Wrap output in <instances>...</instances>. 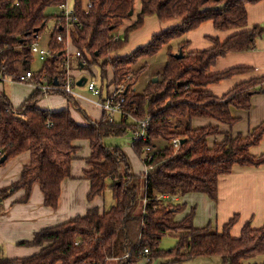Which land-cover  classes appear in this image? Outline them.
Segmentation results:
<instances>
[{"label":"trees","instance_id":"1","mask_svg":"<svg viewBox=\"0 0 264 264\" xmlns=\"http://www.w3.org/2000/svg\"><path fill=\"white\" fill-rule=\"evenodd\" d=\"M90 1L88 10L83 0L75 2L74 13L81 26L72 28L71 42L76 52L81 53L84 69L98 65L105 81L110 68L112 84L126 83L123 96L127 115L113 121L106 112L97 121L86 115L89 124L81 125L69 108L56 112L40 109L37 103L44 92L39 88L19 108L13 107L7 94L0 93V149L7 156L0 166L28 151L31 161L12 188L24 189L25 201L37 183L44 193L45 204L56 208L62 182L71 176L72 162L77 157L79 147L75 142L87 140L92 150L90 169L85 171L91 182L88 198L104 196L111 189L115 204L103 213L95 207L84 216L41 230L32 241L20 243L42 246L41 252L14 260L0 257V264H106L109 258L124 254L130 256L121 259L120 264H134L145 257L146 247L150 248L152 258L176 263L218 256L222 264H245L247 260L264 257V226L255 229L248 222L241 235L234 237L232 229L238 216L220 231L212 225L197 227L195 208L177 219L186 209V203L178 202V198L188 193H205L217 200L221 176L230 174L236 165H264V154L257 157L250 151L260 142L264 123L246 136L225 134L222 141L212 146L208 139L221 134L219 128L212 124L193 126L195 118L233 125L238 119L232 116L231 106L250 109L252 96L264 89V78L240 83L222 97L207 88L251 70L236 67L211 73L219 58L254 50L258 38L264 35V26L255 25L224 42L210 38L214 46L201 51H189L186 37L207 21L223 32L245 29L247 5L262 0H140L138 13L135 0ZM64 4L66 0H0V78L18 80L21 71H30L31 46L53 18L46 10ZM151 16L163 23H181L153 35L148 44L128 55L114 56L129 45L131 34L141 29ZM125 21L131 23L117 36ZM62 27L53 32L49 44L56 55L36 73L38 78L46 75L54 84L62 83L67 70L64 66L67 36ZM59 35L64 37L62 42L57 40ZM163 49L167 50L168 59L158 82H151L143 93H136L134 88L147 66L138 70L135 67ZM178 53L183 57L176 58ZM131 74L132 79L127 81ZM65 96L76 103L75 97ZM147 117L151 119L147 139L132 138L131 148L148 169L146 174L137 175L132 172L124 149L106 141L133 134L139 129L137 121ZM176 138L181 140L179 149L173 144ZM162 141L166 142L163 148L159 147ZM146 147L155 148L151 160L146 158ZM173 232L179 236L176 245L161 248L163 237ZM118 242L121 248H117ZM253 264H264V260Z\"/></svg>","mask_w":264,"mask_h":264},{"label":"crops","instance_id":"2","mask_svg":"<svg viewBox=\"0 0 264 264\" xmlns=\"http://www.w3.org/2000/svg\"><path fill=\"white\" fill-rule=\"evenodd\" d=\"M75 2L76 0H66L65 5L69 10L74 12ZM90 4V0H83V5L86 10L89 9ZM135 8V13H138L141 9L140 0H135ZM247 13L248 26L242 30L236 29L223 32L217 30L212 21L202 23L186 36L187 41H189V51H201L212 48L214 44L210 38L224 42L230 36L245 30H250L255 25L264 26V0L255 4H248ZM58 15L59 11L53 16L55 23L52 27L50 41L59 23ZM130 23L131 21H125L117 36H120ZM180 23L181 21L163 23L156 16L147 17L144 26L131 34L129 45L122 51L114 54V56L128 55L136 48L148 44L153 35ZM40 35L37 38L38 42ZM50 41L47 49H50ZM38 48H42L41 45ZM33 49L31 47L32 57L35 59ZM64 55H66L65 57L69 61L70 74L76 80L77 88L79 87L76 91L82 96L76 97V103H73L64 94L44 93L38 101L37 106L42 110L52 112L69 108L74 120L81 125H88L86 124L87 116L89 118L92 116L98 120L102 119L105 111L92 101V99L96 100V98L90 95L86 82L94 78L102 90L101 97L104 99L116 87L115 84H112L113 71L109 68L106 80L102 81L100 68L96 69L95 66H92L90 68L91 72L90 69H84V64L81 63L80 57L76 55V48L72 44L71 38L69 45H66ZM42 62L39 70L35 71L30 67V71L37 73L42 70L43 64L46 61ZM73 67L78 69L77 71L83 75L80 79H76L77 75L72 69ZM236 67H249L251 70L247 73L237 74L230 79L222 80L219 83L211 84L207 89L213 95L222 97L240 83L253 78H264V35L258 38L254 50L232 52L219 58L211 68V73H220ZM82 69L88 70L91 76H85L86 74L81 71ZM24 73V71H21V74ZM82 78H86V80L82 86H79L78 82ZM42 83L46 85L50 82L47 80ZM36 89L37 87L31 82L0 78V93L8 95L14 108L21 107ZM230 111L232 116L238 119L233 125L210 118H195L193 120V126L194 128H199L212 124L219 128L221 134L209 137L208 139L211 146L215 142L222 141L225 134L230 133L234 136L238 134L244 136L250 134L264 123V89L257 91L252 96L250 109H239L231 106ZM75 144L79 147L77 157L72 162L71 176L62 182L61 195L56 208L45 204L44 193L37 183L32 186L31 193L25 201L23 200L26 193L25 190H14L12 188L20 180L24 166L31 161V156L28 151L8 160L0 166V257L14 260L34 256L41 252L43 249L42 246L21 245L20 243L32 241L35 235L43 229L58 226L78 216H84L92 208L96 207L100 213H103L115 204L113 198L112 200H107L106 193L104 196H97L93 200H89L88 196L91 190V182L85 177V171L90 169L89 159L92 150L87 140L77 141ZM130 147L125 149L129 150L131 149ZM131 151L134 152L133 149ZM250 151L257 157L264 154V134L260 142L252 146ZM141 161L144 168L142 170V168L138 167V170L135 172L137 175L146 174L148 171L142 158ZM177 201L186 203V209L177 215V219H182L195 208L194 224L197 227L212 225L220 231L230 219L238 216V222L232 229V235L234 237L241 235L242 228L248 222L251 223L253 228L259 229L264 226V165H236L230 174L221 176L218 184L217 200L211 199L205 193H188L178 198ZM120 252L121 250L118 251L119 254ZM124 255L109 258L106 264H120V260L124 259ZM199 258L203 260L201 261L202 264H222V260L218 256ZM263 260L264 257L260 256L245 261V264L262 263ZM157 262L155 258L149 262L143 257L134 264H157ZM169 263L173 264L176 262ZM57 264L62 263L59 262Z\"/></svg>","mask_w":264,"mask_h":264},{"label":"built area","instance_id":"3","mask_svg":"<svg viewBox=\"0 0 264 264\" xmlns=\"http://www.w3.org/2000/svg\"><path fill=\"white\" fill-rule=\"evenodd\" d=\"M91 5V4H90ZM90 7V6H89ZM59 10V23L57 25V29L59 27H62L64 24L65 33H66V45H69L70 38H71V32L72 28L75 25L81 26L79 20L77 19L75 13L64 4L61 5ZM57 40L59 42H62L64 40L63 35H59ZM32 48L38 49V57L41 61H47L49 59L54 58L56 55L54 52H52L50 49H43L38 48L40 47L39 42L35 41L32 46ZM76 55L78 57H81V53L78 51L76 52ZM64 66L66 67V76L62 79V83H49V84H43V81H47L48 77L44 75L42 78H38L36 76L35 72L28 71L24 74H21L19 76L18 81L21 82H31L33 83L37 88L41 89L44 93H58L61 92L64 95H71L73 97H81L82 95L76 91V80L74 77L70 74L69 70V61L68 58H66ZM132 74L129 76L128 80L132 79ZM87 89L89 92H91L92 96L96 98V100L92 99L93 102H95L98 106H100L108 115L111 121H113L116 117L119 116H126L127 112L124 110V103H125V97L123 94L127 90L126 83L121 84L120 86H116L114 91L111 92L109 95H107L106 98H102V90L98 86L97 82L94 79L88 80L86 82ZM150 117H147L143 120H138L137 123L139 125V129H137L133 134L132 138L136 141L139 140H146L147 139V129L150 122ZM173 144L176 147V149H179L181 146V140L180 138H176L173 140ZM146 158L148 160L153 159V152L155 151V148L153 147H146ZM3 157V152L0 149V159ZM145 258L151 262L153 260L151 256V250L150 248L146 247L143 251ZM130 255L126 254L124 255V259L128 258Z\"/></svg>","mask_w":264,"mask_h":264},{"label":"rangeland","instance_id":"4","mask_svg":"<svg viewBox=\"0 0 264 264\" xmlns=\"http://www.w3.org/2000/svg\"><path fill=\"white\" fill-rule=\"evenodd\" d=\"M59 10H60L59 7H50L46 10V14L55 16V13H58ZM54 20H55L54 18L50 19L47 27L45 28V30H43L41 32V35L39 37V43H40L41 47L44 49H47L48 43L50 41L52 27L55 23ZM33 53L35 55V59H33V61L31 62L30 67H31V69L37 71L41 68L43 62L40 61V59L37 57L38 49L34 48ZM167 59H168L167 50L163 49L156 56L150 57L146 60H143L142 62H140L135 67V69L138 70L142 66H145V65L147 66L146 70H144L142 72V74L139 76V80H138V83H137L136 89H135L136 93H140V94L143 93L144 90L146 89V87L151 82H153V80L155 78H158V76H161V74L164 71ZM95 68L97 69V68H99V66L95 65ZM72 69L76 72V75H77L76 79H80L83 76V75H81V73L79 71H77L78 69H76L75 67H73ZM81 71L84 74H86L85 76H91V73L88 70L82 69ZM92 79H94V78H92ZM78 88L76 87L75 89H78ZM89 93H90V95H92L91 92H89ZM93 98H95V97H93ZM90 118H92L93 120H98L92 116ZM86 124H89V122L87 120H86ZM106 143L108 145H119L124 149V151L126 152V154L129 157V162H130V165L132 167L133 173H135L138 170V167L142 168V170H143L144 167H143V164L141 161V157L138 156L135 152L131 151V149H132L130 147V145L132 144V134L131 133H129L126 136L119 137V138H110L106 141ZM160 146H162V148L165 147L166 142H164V141L160 142ZM127 147H130L131 149L126 150ZM106 197H107L108 201L110 199L112 200V190L111 189H108L106 191ZM108 206H111V205H108ZM178 237L179 236L174 232L168 233L165 237H163V240L161 242V248H164V249L173 248L177 243ZM117 248H121L119 242L117 243ZM156 261H158L157 264H170L167 260L158 259ZM201 261H203V260L200 258H197V259L189 260V261L184 262V263H173V264H202Z\"/></svg>","mask_w":264,"mask_h":264},{"label":"water","instance_id":"5","mask_svg":"<svg viewBox=\"0 0 264 264\" xmlns=\"http://www.w3.org/2000/svg\"><path fill=\"white\" fill-rule=\"evenodd\" d=\"M131 15H132V13H131ZM35 31L38 32L39 29H35ZM175 56H176V58H182V57H183V54H182V53H178V54H175ZM85 80H86V78H82V79L78 82V85H79V86H82V85L84 84ZM158 80H159L158 78H155V79L153 80V82L156 83V82H158ZM181 84H186V82L181 83ZM6 160H7V156H3V157L1 158V160H0V164H1V163H4Z\"/></svg>","mask_w":264,"mask_h":264}]
</instances>
